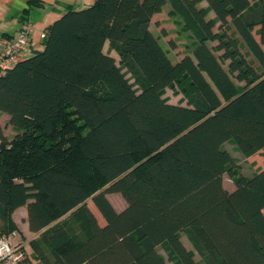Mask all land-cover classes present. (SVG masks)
I'll list each match as a JSON object with an SVG mask.
<instances>
[{
    "label": "trees",
    "instance_id": "16d2710c",
    "mask_svg": "<svg viewBox=\"0 0 264 264\" xmlns=\"http://www.w3.org/2000/svg\"><path fill=\"white\" fill-rule=\"evenodd\" d=\"M166 5L190 35L176 61L150 29ZM262 46L264 0L68 6L43 48L0 75L16 130L0 129V237L26 205L39 264H200L181 234L204 264H264V166L246 176L224 147L264 157ZM174 87L185 105L163 97Z\"/></svg>",
    "mask_w": 264,
    "mask_h": 264
},
{
    "label": "rangeland",
    "instance_id": "374dc122",
    "mask_svg": "<svg viewBox=\"0 0 264 264\" xmlns=\"http://www.w3.org/2000/svg\"><path fill=\"white\" fill-rule=\"evenodd\" d=\"M168 8L169 6L166 5L159 13H156L152 17L150 27L154 35L159 36V43L163 47H165V49L168 51V56L170 57V59L172 61H176L179 58H181L183 55L190 54V47L188 46L190 35L188 32H185L183 29H181V25L175 17H172L168 14ZM214 29H216V26ZM254 36L256 39H258L257 34L254 33ZM211 44H214V43L212 42ZM107 48H108L107 45H105L104 50L108 51L109 48L108 49ZM240 49L245 53L249 62L257 66L256 60L247 51V48L242 43V41H240ZM263 50H264V47H263ZM114 55H115L116 62L119 63V56L116 53V51H114ZM122 70L125 72V75L130 80V82H133V77L126 70V68L123 67ZM236 83H238V85L242 84V82H236ZM163 97L169 102L173 101L176 103H182L184 105L187 103L186 96L176 87L166 88L163 93ZM0 129H1L2 134H4L9 139H11L12 136L16 134V130L13 129L11 125L8 123V116L3 113H0ZM224 147L235 158V161L239 165V169L241 173L246 176H250L256 170L264 166L263 164H261L263 156L261 155L260 152L259 153L256 152L255 154L250 155V156L243 155L240 151L236 149L235 144L233 142L225 143ZM231 185H233V181L231 180L230 176L227 173H224L223 174V187L229 190ZM110 200L112 204L114 205L113 207L117 211L122 210L121 208L124 205V201L118 193L110 195ZM263 214H264V209H263ZM63 218L65 217H61V219ZM180 239L187 249L192 250L194 254V258L200 264H204L199 258V256L193 251L192 246L189 243L186 236L184 234H181ZM18 243L21 244L20 242ZM21 247L26 256L25 262L27 264H29V262L33 264H39L38 260L33 258L32 249L30 246H27L26 248V246H23L22 244ZM157 250L166 257L165 251L162 246H158ZM168 264H173V263L168 262Z\"/></svg>",
    "mask_w": 264,
    "mask_h": 264
},
{
    "label": "crops",
    "instance_id": "0c3cea01",
    "mask_svg": "<svg viewBox=\"0 0 264 264\" xmlns=\"http://www.w3.org/2000/svg\"><path fill=\"white\" fill-rule=\"evenodd\" d=\"M37 3H29V0H0V36L7 39L11 38L18 30L20 25L25 21H31L34 25V30L31 34L30 45L27 48V52L24 57H28L33 50H39L43 48V38L45 36V30L55 19H57L68 6H71L75 9L83 8L88 5H91L94 0H37ZM202 5H206L205 2H202ZM27 12H26V11ZM213 12L209 13V16L212 17ZM151 29V27H150ZM158 36V35H157ZM108 47V42L104 44ZM103 51L115 58L114 50L109 49ZM264 46H262L263 48ZM165 48V47H164ZM108 49V48H107ZM238 84V83H237ZM171 104H177L176 102H169ZM181 105H184L180 103ZM261 151H258V153ZM264 157H262V163L264 165ZM260 169V168H259ZM234 189V184L231 185L228 191ZM117 193L107 194V198L110 200V195ZM120 195V194H119ZM123 199V198H122ZM88 201V202H87ZM89 199L86 200V203H89ZM124 201V199H123ZM112 203V202H111ZM113 205V204H112ZM114 206V205H113ZM125 207L124 205L121 209ZM68 214V213H67ZM64 215L63 217L67 216ZM12 219L16 224L18 231L16 236V241L23 244V246H30L29 242L31 239L36 238L39 233L30 231L27 221V206L22 205L17 207L12 213ZM61 219V218H60ZM101 223H103L101 221Z\"/></svg>",
    "mask_w": 264,
    "mask_h": 264
},
{
    "label": "built area",
    "instance_id": "2783aa9c",
    "mask_svg": "<svg viewBox=\"0 0 264 264\" xmlns=\"http://www.w3.org/2000/svg\"><path fill=\"white\" fill-rule=\"evenodd\" d=\"M34 25L23 22L11 38L0 36V75L22 59L30 45ZM17 232L12 231L0 237V264H27L26 256L16 241Z\"/></svg>",
    "mask_w": 264,
    "mask_h": 264
}]
</instances>
